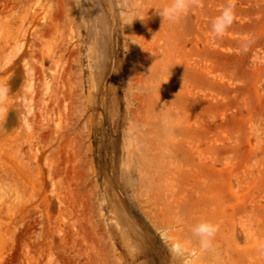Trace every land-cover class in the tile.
I'll use <instances>...</instances> for the list:
<instances>
[{"label": "rangeland", "instance_id": "374dc122", "mask_svg": "<svg viewBox=\"0 0 264 264\" xmlns=\"http://www.w3.org/2000/svg\"><path fill=\"white\" fill-rule=\"evenodd\" d=\"M168 2L0 0V264H264V0Z\"/></svg>", "mask_w": 264, "mask_h": 264}, {"label": "clouds", "instance_id": "9594fccd", "mask_svg": "<svg viewBox=\"0 0 264 264\" xmlns=\"http://www.w3.org/2000/svg\"><path fill=\"white\" fill-rule=\"evenodd\" d=\"M197 5V0H169L163 7L155 8L158 15L162 18V27L165 21H178L190 7ZM235 19V2L228 0L222 8L220 14L215 17L212 23V33L215 37H223ZM133 20L129 21L130 24ZM133 43H138L132 41ZM139 44V43H138ZM9 102V93L6 85L0 84V109H3ZM218 231V225L202 220L192 228V235L199 240L200 247L209 250L212 247V240ZM173 252L183 255V250L174 247Z\"/></svg>", "mask_w": 264, "mask_h": 264}]
</instances>
